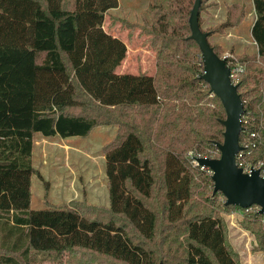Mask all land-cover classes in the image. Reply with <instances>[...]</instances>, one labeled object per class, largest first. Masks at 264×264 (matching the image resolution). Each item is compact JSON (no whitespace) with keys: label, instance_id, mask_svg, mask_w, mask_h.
Returning a JSON list of instances; mask_svg holds the SVG:
<instances>
[{"label":"trees","instance_id":"16d2710c","mask_svg":"<svg viewBox=\"0 0 264 264\" xmlns=\"http://www.w3.org/2000/svg\"><path fill=\"white\" fill-rule=\"evenodd\" d=\"M193 4L152 0L138 22L110 16L109 26L120 21L129 38L139 29L155 52V74L135 75L116 73L127 46L103 29L119 0H0V264L64 251L82 252L84 264H240L225 220L236 211L264 264L259 208L226 205L211 172L191 163L219 157L225 118L200 78ZM252 6L256 51L236 60L245 64L235 83L247 121L239 145L246 160L264 162V0ZM236 9L227 7L219 32L234 26ZM107 125L117 127L101 148L109 205L31 209L35 134L86 137Z\"/></svg>","mask_w":264,"mask_h":264},{"label":"rangeland","instance_id":"374dc122","mask_svg":"<svg viewBox=\"0 0 264 264\" xmlns=\"http://www.w3.org/2000/svg\"><path fill=\"white\" fill-rule=\"evenodd\" d=\"M151 1L119 0L121 8L115 14L119 18L125 17L131 22L141 21L147 17L146 8ZM230 5H236L237 9L232 11L236 23L230 30L226 31L229 32L228 35L219 32L216 27L225 20L226 9ZM241 9H243L244 15L240 18ZM254 17L252 0H202L198 13L200 29L203 32L215 30L210 35L208 42L221 46L218 47L219 55L233 57L238 61L246 55H253L256 51V47L250 38V25ZM109 22L110 18L106 16L103 23L104 30L128 45V57L124 58L128 61H122V65L126 64L121 69L122 74L146 73L154 75L156 71L155 52L150 48L147 37L140 33L139 29H135L132 36L127 40L129 29L123 27L120 21L113 28L108 27ZM107 126L115 129V133L111 137L113 138L117 127L115 125ZM104 131L109 137L111 136L107 130ZM106 133H102V130L100 131L96 127L90 132L86 140L82 138H78V140L89 141L93 145L92 152L97 154L101 141L109 138ZM72 139L77 140V138ZM64 152V147L61 146L59 138L47 139L40 134L34 136L31 164L35 174L31 177L30 208L40 210L46 207L67 206L81 200H84L91 207H106L103 205L105 202V200L103 201L105 195L103 182L100 186L98 179L99 174L102 177L103 166L99 164H94V166L83 165V160L79 158L76 160L75 154L71 153L67 158ZM88 175L92 177L91 183L88 182ZM225 217L228 223V238L231 244V240L235 242V246L233 244L232 246L237 251L240 264H261L262 254L251 250L255 243L254 236L238 224L243 217V212L236 211ZM83 258L84 256L80 251L33 252L28 264H84L81 262ZM116 264L121 263L116 262Z\"/></svg>","mask_w":264,"mask_h":264},{"label":"water","instance_id":"95a60500","mask_svg":"<svg viewBox=\"0 0 264 264\" xmlns=\"http://www.w3.org/2000/svg\"><path fill=\"white\" fill-rule=\"evenodd\" d=\"M201 0H194L189 16L190 39L194 40L200 50L203 72L201 79L209 86L210 92L218 98L225 118L221 121L224 127L223 141L217 144L219 157L197 158V165L211 172L213 191L220 192L226 205L247 209L259 208L264 215V178L258 170L245 174L237 167L235 157L241 150L239 136L242 131L241 117L243 103L237 93V85L231 82L229 68L224 58H220L207 41V32H202L198 24V13Z\"/></svg>","mask_w":264,"mask_h":264},{"label":"crops","instance_id":"0c3cea01","mask_svg":"<svg viewBox=\"0 0 264 264\" xmlns=\"http://www.w3.org/2000/svg\"><path fill=\"white\" fill-rule=\"evenodd\" d=\"M118 10H119V8H115V9L109 10L105 14V17L108 16L110 18V16H112V15L113 16H117L115 13ZM254 20H255V17H254ZM254 20L252 21V23L250 25V29H251V26H252ZM104 22H105V18H104ZM116 23L114 25H116ZM109 24H110V22H109ZM109 24L107 25L108 27H111V28L114 27V25L109 26ZM103 29H104V25H103ZM230 29L231 28H228L227 30H224V33H227L229 35V32H226V31H228ZM250 38H251V36H250ZM128 39H129V36L127 35V40ZM251 41H252V39H251ZM253 44L256 47V45H255L254 42H253ZM126 46L128 48V45L127 44H126ZM128 52L129 51L127 49V52L125 54L126 55L125 58L128 57ZM124 61L126 62L128 60L126 59ZM125 65L126 64L122 65V62H121V64L116 68V70L118 71L117 72L118 74H122L121 69ZM149 75H151V74H149ZM98 128H99L100 131L102 130V133H106L104 130H107L108 133L111 136L109 137V135L106 133L109 138H107L104 141H101V144H99V146H98L100 149L98 148V153L97 154H96V152H92V146L93 145L91 143H89V141L88 142H84L89 137V135L86 136V137H68V138H61L58 135H55V136L49 137V138H59L61 140V146L64 147V151H65L64 153H65V155H66L67 158H68V155L69 154L73 153V154L76 155V160H78V158L83 160V162H82L83 165L94 166V164H99V165L103 166L102 177L99 174V178L98 179L100 180V183H99L100 186H102V182H103V188L105 190V195L103 196V201L105 200V202L103 203V205L108 206L109 205V197H108V190H107V185H106L107 180H106V176H105V157H104L103 153L101 152V148H102L103 145H105L107 142H109L112 139L111 137L115 133V129H112L111 127H108V126H102V127H98ZM49 138H47V139H49ZM72 138H77V140L76 139L73 140ZM78 138H82V139H85V140L84 141H79ZM88 178H89V181L88 182L91 183L92 177L89 176ZM231 242H232L233 245L235 244L234 240H231ZM261 264H263V259H262Z\"/></svg>","mask_w":264,"mask_h":264},{"label":"built area","instance_id":"2783aa9c","mask_svg":"<svg viewBox=\"0 0 264 264\" xmlns=\"http://www.w3.org/2000/svg\"><path fill=\"white\" fill-rule=\"evenodd\" d=\"M224 58L229 60V63L231 65V67L228 66L229 77L231 79V82L233 84H235L236 79L239 76V74L244 72L245 64L238 63L235 59H233V57H230V58L224 57ZM241 122H242L241 124L247 123V121L243 120L242 117H241ZM257 135L258 134L253 133V134H251V137H257ZM253 147H254V145H253ZM191 163L194 166H198L196 160H192ZM235 163H236L237 167H239L242 170L243 173L251 174V172H253L254 170H258L260 173V176L264 178V169H263L264 162L263 161L250 162V161L246 160L245 156H244V152L242 151V148L237 153V155L235 157Z\"/></svg>","mask_w":264,"mask_h":264}]
</instances>
